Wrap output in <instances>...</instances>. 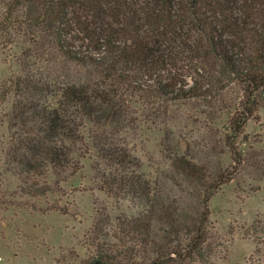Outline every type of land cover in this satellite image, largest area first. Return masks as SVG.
<instances>
[{
	"label": "trees",
	"instance_id": "obj_1",
	"mask_svg": "<svg viewBox=\"0 0 264 264\" xmlns=\"http://www.w3.org/2000/svg\"><path fill=\"white\" fill-rule=\"evenodd\" d=\"M0 4L6 40L22 35L37 51L25 48L20 55L24 77L13 83L3 156L5 169L20 181L14 197L25 199L7 201L2 193L0 205L41 210L29 198L54 192L48 175L59 186L77 172L79 127L90 124L102 161L92 166L99 188L139 209L114 224L105 211L98 213L86 235L90 255L78 264H208L210 199L250 162L264 176L263 159L244 157L238 145L248 121L264 108V0ZM37 58L43 67H34ZM231 91L236 103L226 97ZM130 95L152 107L202 100L227 110L223 133L232 163L210 174L175 154L170 178L182 196L177 204L157 200L117 138L131 124Z\"/></svg>",
	"mask_w": 264,
	"mask_h": 264
},
{
	"label": "rangeland",
	"instance_id": "obj_2",
	"mask_svg": "<svg viewBox=\"0 0 264 264\" xmlns=\"http://www.w3.org/2000/svg\"><path fill=\"white\" fill-rule=\"evenodd\" d=\"M0 9H4L1 4ZM0 33V196L3 193L7 201L23 203L25 198L13 195L20 181L5 169L3 156L11 131L13 83L24 77L20 55L25 48L34 54L37 51L22 35L14 34L10 42ZM37 60L39 65L34 67L45 65L43 58ZM31 61L36 59L32 57ZM226 97L236 103V92ZM127 104L131 124L117 138L131 154L135 171L150 182L157 200L177 204L182 196L170 178V159L175 154L185 156L210 174L232 163L223 133L227 110L202 100L152 107L135 95L128 96ZM258 115L257 120L248 121L246 138H239L238 145L244 157L264 162V108ZM107 134L111 136L109 131ZM79 136L81 141L73 153L77 172L59 186L54 185L55 176L48 175L46 181L53 185L54 192L29 198V204L41 210L0 205V264H78L90 255L86 235L98 213L105 211L114 224L117 218L138 211L139 205L126 196L114 198L99 188L92 168L102 163L96 130L84 124L79 127ZM102 166L107 170L108 166ZM208 205V246L213 252L208 264H264V176L259 170L251 162L242 166L215 192ZM56 206L65 207L68 213L52 209Z\"/></svg>",
	"mask_w": 264,
	"mask_h": 264
}]
</instances>
